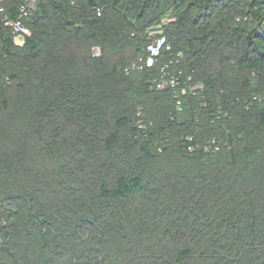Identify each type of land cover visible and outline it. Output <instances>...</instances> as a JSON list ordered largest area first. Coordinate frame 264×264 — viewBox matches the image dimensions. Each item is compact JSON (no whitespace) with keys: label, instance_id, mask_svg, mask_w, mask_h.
<instances>
[{"label":"trees","instance_id":"trees-1","mask_svg":"<svg viewBox=\"0 0 264 264\" xmlns=\"http://www.w3.org/2000/svg\"><path fill=\"white\" fill-rule=\"evenodd\" d=\"M19 3L0 2V264H264V0H39L17 44Z\"/></svg>","mask_w":264,"mask_h":264},{"label":"built area","instance_id":"built-area-1","mask_svg":"<svg viewBox=\"0 0 264 264\" xmlns=\"http://www.w3.org/2000/svg\"><path fill=\"white\" fill-rule=\"evenodd\" d=\"M5 0H0V2H3ZM19 3V14L16 18L10 19L6 17V26H8L10 33L14 36L15 42L17 44H23L26 37L31 35L30 29L26 26L24 23L25 19H27L34 10L38 7L39 0H18ZM3 11V8H1ZM99 15L102 13V11L99 9ZM155 33V32H154ZM167 48L170 49L171 46L167 40V37L164 35H158L154 38V40L148 45L147 47V54L143 57H140L138 60L134 61L130 65L129 70H142L145 67H151L155 64L158 56L161 54L162 49ZM94 54L100 55L101 51L100 48L96 47L94 48ZM176 61V58L171 63L174 64ZM178 61V60H177ZM179 72V71H178ZM164 76L166 77V72L164 73ZM188 80H192V76H188ZM178 85V78L175 75H171L163 79L158 83L159 88H165L168 86H171L173 88H176ZM200 86L198 84L196 87ZM181 93L187 92V86H183L180 89ZM179 104H181L180 101H178Z\"/></svg>","mask_w":264,"mask_h":264}]
</instances>
